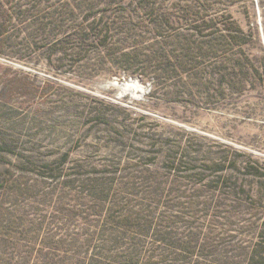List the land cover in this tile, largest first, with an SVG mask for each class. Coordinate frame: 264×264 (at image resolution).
<instances>
[{"label": "rangeland", "instance_id": "rangeland-1", "mask_svg": "<svg viewBox=\"0 0 264 264\" xmlns=\"http://www.w3.org/2000/svg\"><path fill=\"white\" fill-rule=\"evenodd\" d=\"M120 6L97 13L157 15L160 40L208 18L207 75L71 67L45 39L0 55V264H264V0Z\"/></svg>", "mask_w": 264, "mask_h": 264}, {"label": "trees", "instance_id": "trees-1", "mask_svg": "<svg viewBox=\"0 0 264 264\" xmlns=\"http://www.w3.org/2000/svg\"><path fill=\"white\" fill-rule=\"evenodd\" d=\"M101 3L120 6L121 0H0V55L6 58L16 55L18 50L13 48V44L28 39H45V50L51 54L60 52L59 58L66 59L71 67L87 65L93 55H98L100 64H118L124 70L147 76L153 85L162 78L173 79L186 72L200 82L206 77L203 63L208 55L207 48L214 45L202 32L210 25L208 18L202 16L190 27H183L172 39L160 40L161 17L155 15L149 23L142 22L131 15L115 13L121 6L115 7L110 14L97 13ZM232 32H235L231 34L234 39L239 29H232ZM218 66L215 73L221 76L218 80L221 82L225 74ZM14 87L19 90L27 87V83L19 80ZM37 88L33 90L34 94ZM154 92L152 88L150 93ZM81 105L72 106L77 109ZM84 107L86 105L83 104L82 111ZM94 117L96 123H111L104 118V107H98ZM2 145L1 150H10L7 141H2ZM26 157L32 162L41 159L36 153ZM43 165L51 172L54 170L48 162ZM253 171L258 175L261 173Z\"/></svg>", "mask_w": 264, "mask_h": 264}, {"label": "water", "instance_id": "water-1", "mask_svg": "<svg viewBox=\"0 0 264 264\" xmlns=\"http://www.w3.org/2000/svg\"><path fill=\"white\" fill-rule=\"evenodd\" d=\"M131 87H132V85H130V84H125L124 86H122V91H128V90H130L131 89Z\"/></svg>", "mask_w": 264, "mask_h": 264}]
</instances>
